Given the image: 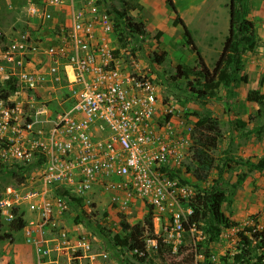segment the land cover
I'll list each match as a JSON object with an SVG mask.
<instances>
[{
    "label": "built area",
    "instance_id": "2783aa9c",
    "mask_svg": "<svg viewBox=\"0 0 264 264\" xmlns=\"http://www.w3.org/2000/svg\"><path fill=\"white\" fill-rule=\"evenodd\" d=\"M51 8H63L67 16L53 42L22 28L0 45V164L8 170L24 167L23 175L33 167L39 180L38 187L24 191L6 188L0 218L12 222L18 215L26 221L21 230L35 251V264H60L61 256L71 264L70 252H79L85 264L109 258L106 251L92 254L84 235L74 244L66 229L48 237L58 215L91 212L89 198L97 193L109 196L121 212L141 202L164 235L179 242L192 214L191 193L175 181L174 169L193 127L181 131L182 122L174 127L180 110L163 104L153 78L139 66L132 37L119 42L108 5L43 0L28 3L25 11L45 22ZM22 207L36 219L26 220ZM187 229L194 231L195 224ZM160 238L146 237V252L157 249ZM197 248L199 264H239Z\"/></svg>",
    "mask_w": 264,
    "mask_h": 264
},
{
    "label": "rangeland",
    "instance_id": "374dc122",
    "mask_svg": "<svg viewBox=\"0 0 264 264\" xmlns=\"http://www.w3.org/2000/svg\"><path fill=\"white\" fill-rule=\"evenodd\" d=\"M42 1L0 0V33L4 38L0 39V45L14 36V30L22 28L47 44L53 42L59 25L66 24V10L49 9L51 19L45 22L27 16V4ZM171 1L205 66L211 71L221 52L224 36L228 35L229 1ZM102 2L110 4L115 15H122L126 25L134 29L139 66L153 78L163 104H172L180 110L172 119L174 127L178 128L179 122L185 127L178 128L181 131L193 127L188 144L182 149L181 163L174 169L175 181L190 189L189 206L196 202L198 196L203 201L205 193L220 192L224 197L221 211L234 225L226 227L208 215L195 224L194 231L186 228L180 241L174 244V238L169 240L164 235L160 223L154 221L146 205L138 201L128 211L121 212L109 196L97 193L89 198L91 212L81 208L77 212L58 215L57 225L50 229L52 234L48 237L66 229L69 241L74 244L80 235H84L91 243L92 254L108 253L106 260L96 257L98 264H199L194 246H198L197 250H202L205 255L233 257L239 250V233L250 236L256 231H264V170L250 167V163L264 161V106L247 100V93L251 90L264 94V12L259 15L258 8L264 0H244L247 18L260 29L255 31L256 45L252 51L243 52L241 70L230 81L216 85L207 82L210 76L191 49L181 26L174 24L175 15L166 0ZM209 44H213L212 47ZM178 68L181 76L175 78L178 77ZM199 72L201 74L197 75ZM243 76H246L245 83L241 80ZM158 117L161 122L160 112ZM199 121H203V125H199ZM208 122L215 123L216 128H208ZM32 171L33 167L23 176L17 172L14 175L8 166L0 164V195L8 187L18 191L38 187L39 180ZM202 175L205 178L198 179ZM209 198L206 197L207 200ZM185 206L186 203L181 208L185 209ZM22 210L26 220L36 219V215L25 207ZM77 221L81 227H77ZM149 221L153 224V233L148 232ZM12 225L1 219L0 264H28L24 249L31 250L22 230L13 229ZM123 225H128L127 232L133 226L142 229L140 241L143 243L146 237L156 233L160 235L158 248L149 247L143 262L138 259L143 255L129 248ZM163 239H168V242H163ZM70 255L71 264L86 263L85 259L77 258L79 252H70ZM52 256L56 258V253L53 252ZM68 262L67 256L59 257L60 264Z\"/></svg>",
    "mask_w": 264,
    "mask_h": 264
},
{
    "label": "trees",
    "instance_id": "16d2710c",
    "mask_svg": "<svg viewBox=\"0 0 264 264\" xmlns=\"http://www.w3.org/2000/svg\"><path fill=\"white\" fill-rule=\"evenodd\" d=\"M229 6V27H228V35L226 36L222 50L216 60L213 69L209 71V69L205 66L203 59L199 53L198 48L193 42V39L190 35L189 30L187 29L183 20L178 16L177 10L171 0H166V3L170 6L171 11L174 13V24H179L184 31V34L191 46V49L196 53L197 58L204 68L207 75H209V79L207 82L209 83H224L230 81L234 75H236L241 70V56L243 52L252 51L256 45V34L253 23L247 18L244 0H228ZM108 5L110 10L108 13H111L112 20L114 23L115 31L118 34L119 42H124L127 36H131L133 41H135V31L132 26H127L125 19H123L122 15H115V11L113 7L105 3V6ZM128 20V19H127ZM125 26H124V25ZM3 40L2 37H0ZM161 60H159L160 62ZM178 77L181 76V69H177ZM196 74V73H195ZM201 73H197L200 75ZM173 78V80H175ZM242 82H246V76L241 77ZM198 81V80H197ZM4 96H7L4 95ZM247 100L249 102H254L256 104L264 106V94L260 93L258 90H251L247 93ZM199 125H203V121H199ZM216 128L215 123L208 122V128ZM199 161L203 164V161L199 159ZM42 159L39 158L37 164H41ZM250 167L254 168L258 171L264 170V161H258L257 163H250ZM24 167L15 165L14 168L9 171L12 174H16L17 172L20 176H23L25 170H22ZM205 176H198V179L202 180ZM206 197H203V201H200V197L198 196L196 202L192 203V214L189 217L188 225L186 228L192 224L199 223L202 218L207 217L208 215L212 216L214 219L221 221L224 226L231 227L234 223L230 222L222 213L221 205L223 202V195L220 192H216L214 194L205 193ZM79 204V201H76ZM152 215L151 211L148 210ZM13 225V229L21 230L26 221L23 220L20 216H16L15 220L11 222ZM124 231L126 232L125 240L129 244V248L131 250H135L136 253H143V256L138 257L140 262H143L147 258V252L145 249V245L142 241H140V235L142 229H139L138 226L130 227L128 230V225H123ZM0 228H1V218H0ZM147 228L149 233H153V224L151 221L147 223ZM216 234L218 231L216 230ZM238 252L232 257V259L239 264H264V231H256L252 233V235L247 236L244 233H239L238 235ZM260 252V253H258ZM208 256V255H206ZM230 258V256L226 257ZM223 259V258H222Z\"/></svg>",
    "mask_w": 264,
    "mask_h": 264
},
{
    "label": "crops",
    "instance_id": "0c3cea01",
    "mask_svg": "<svg viewBox=\"0 0 264 264\" xmlns=\"http://www.w3.org/2000/svg\"><path fill=\"white\" fill-rule=\"evenodd\" d=\"M259 4V3H258ZM260 6L258 7L259 8V15H261V13H263L264 12V3L263 4H259ZM257 8V9H258ZM256 9V10H257ZM250 17V16H249ZM251 19V18H250ZM253 23V22H252ZM254 25V28H255V31L257 32V31H259L260 29L258 28V26L257 25H255V24H253ZM257 34V33H256ZM225 38H226V36H224V40H225ZM209 45H211V47H212V45L213 44H209ZM208 45V46H209ZM223 45V44H222ZM222 45L220 46L221 48H222ZM210 47V46H209ZM222 50V49H221ZM201 52V51H200ZM27 247V246H26ZM28 248L31 250L30 252H28V249H24V253H27L26 255H25V259H26V261L28 262V264H35L36 262H35V251H34V249L32 248V247H30V246H28ZM33 249V250H32ZM15 250V252H16V249H14ZM68 253V252H67ZM34 255V256H33ZM19 257V256H18Z\"/></svg>",
    "mask_w": 264,
    "mask_h": 264
}]
</instances>
